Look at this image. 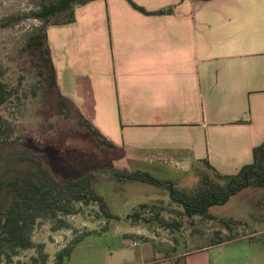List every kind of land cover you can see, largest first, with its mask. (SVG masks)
<instances>
[{
  "label": "crops",
  "instance_id": "crops-1",
  "mask_svg": "<svg viewBox=\"0 0 264 264\" xmlns=\"http://www.w3.org/2000/svg\"><path fill=\"white\" fill-rule=\"evenodd\" d=\"M97 0L48 29L59 93L127 160L123 169L222 175L254 161L264 142V0ZM139 233V231H133ZM126 234V233H125ZM66 264H174L153 242L136 254L96 237ZM208 249L210 247H207ZM185 253V264H211Z\"/></svg>",
  "mask_w": 264,
  "mask_h": 264
},
{
  "label": "rangeland",
  "instance_id": "rangeland-1",
  "mask_svg": "<svg viewBox=\"0 0 264 264\" xmlns=\"http://www.w3.org/2000/svg\"><path fill=\"white\" fill-rule=\"evenodd\" d=\"M38 11L39 0H0V23L6 24L0 26V68L4 73L0 80L14 91L9 102L0 107V117L13 130L11 138L1 145L0 172H4L8 155L22 147L43 154L46 167L57 179H76L95 173L97 178L91 194L102 202L77 203L72 214L59 213L57 218L40 217L31 232L34 247L18 250L11 260L2 255L0 264H31L34 257L37 264H54L58 252L90 232H102L97 240L112 251L129 254H136L139 248H147L153 242L156 257L164 258L206 249L220 238L233 237L234 241L207 248L208 252L194 258L210 259L211 264H264V205H257L259 200L264 203L263 189H245L226 204L212 207L210 212L217 220L189 219L163 211L165 218L182 221L176 230L128 217L143 204L168 202L169 192L151 183L119 181L109 172L128 167L122 151L101 145L78 112L61 105L59 93L50 86L49 72L40 52L26 47L29 38L42 26L35 16ZM32 168L33 163L26 161L6 177L22 176ZM132 168L134 172H146L162 181L176 182L181 188L194 184L191 174L187 176L175 168L161 172H153L152 166ZM13 199L8 190L1 193L0 213ZM152 214L153 210L142 212V218H153ZM229 218L243 225H231L232 229L223 227L219 219ZM62 221L66 227H61ZM131 241H138L141 247L130 248ZM41 250L43 253H39ZM4 251L9 252L8 248Z\"/></svg>",
  "mask_w": 264,
  "mask_h": 264
},
{
  "label": "trees",
  "instance_id": "trees-1",
  "mask_svg": "<svg viewBox=\"0 0 264 264\" xmlns=\"http://www.w3.org/2000/svg\"><path fill=\"white\" fill-rule=\"evenodd\" d=\"M94 1L97 0H39V11L35 16L42 22V26L29 38L26 47L40 52L49 72L50 86L55 88L58 93L56 71L52 63L48 42V29L52 26L73 23L76 20V9ZM127 1L135 10L145 15H164L171 12V10L149 12L133 0ZM5 25L0 23L1 27H5ZM3 74L0 68V79ZM13 95L14 91L0 80V107L9 102ZM59 96L61 97L62 106H67L69 110L73 109L70 102L63 98L60 93ZM82 121L91 134L99 139L101 145L113 147V144L104 138L92 124L83 118ZM12 133L13 130L8 121L0 117V158L3 153L1 145L11 138ZM253 158L252 164L244 166L235 175H222L208 160H202L198 165L195 164L192 167L191 175L193 176L194 184L189 188H181L176 182L162 181L142 171L134 172L128 169L114 168L109 172L119 181L151 183L168 190L170 195L168 202L158 200V203L152 205L143 204L128 217L135 221L153 222V224L167 230H176L182 226V221L177 219L171 221L165 218L163 211H170L168 213H174L178 217H187L189 219L201 217L208 220H217L218 218L210 212L212 207L226 204L231 197L248 188L264 190V142L254 148ZM26 161L33 163L32 169L22 176L6 177L8 173L17 171L19 166ZM96 178L95 173H89L76 179L60 180L54 177L52 172L46 167L43 154L33 153L22 147L12 151L6 158L4 172H0V195L5 190L14 195L11 204L5 211L0 213V260L3 257L2 255H6L11 260L12 255H15L18 250L34 247L31 240V232L40 217L52 215L57 218L59 213L62 215L72 214L77 203H101L100 198L91 194ZM257 205L262 206L264 203L259 200ZM101 209L109 218L111 217L103 204H101ZM149 210H153V218L143 219L142 212ZM251 217L256 216L252 215ZM219 221L227 229H232L231 225H243L241 221L233 218L219 219ZM61 223V227H66L67 224L65 222L62 221ZM92 234L90 232L85 237ZM85 237L76 240L72 245L58 252L54 264H66L76 245ZM234 240L233 237H229L227 240L220 238L207 247ZM4 248H8L9 252L6 253ZM203 248L205 247L201 249ZM39 253H43L42 250ZM37 261V258L34 257L31 264H37ZM174 264H185V257L183 255L178 257Z\"/></svg>",
  "mask_w": 264,
  "mask_h": 264
},
{
  "label": "built area",
  "instance_id": "built-area-1",
  "mask_svg": "<svg viewBox=\"0 0 264 264\" xmlns=\"http://www.w3.org/2000/svg\"><path fill=\"white\" fill-rule=\"evenodd\" d=\"M140 246V243L138 241H132L131 242V247L132 248H136V247H139Z\"/></svg>",
  "mask_w": 264,
  "mask_h": 264
}]
</instances>
